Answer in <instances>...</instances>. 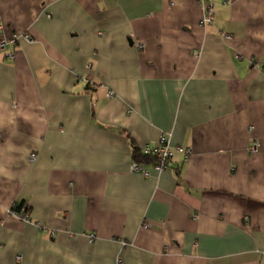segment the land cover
Listing matches in <instances>:
<instances>
[{
  "label": "crops",
  "instance_id": "0c3cea01",
  "mask_svg": "<svg viewBox=\"0 0 264 264\" xmlns=\"http://www.w3.org/2000/svg\"><path fill=\"white\" fill-rule=\"evenodd\" d=\"M13 33L0 264H264V0H0ZM161 133L189 157L131 171Z\"/></svg>",
  "mask_w": 264,
  "mask_h": 264
},
{
  "label": "built area",
  "instance_id": "2783aa9c",
  "mask_svg": "<svg viewBox=\"0 0 264 264\" xmlns=\"http://www.w3.org/2000/svg\"><path fill=\"white\" fill-rule=\"evenodd\" d=\"M212 13H213L212 8H209L207 13H205L203 15V22H210ZM21 38L30 39L28 34L13 33L9 37H5L4 35H2V36L0 35V51L6 50L7 48L9 49L10 47H13L16 44V42ZM138 46L140 47L141 44H138ZM9 55L13 56V52L10 51ZM111 93L112 92H109L108 95H110ZM143 152L145 154H150V155L155 157V161L151 164V168L155 169L157 172H162L167 167L169 160L174 156V154L176 152H181L185 159H187L190 155L189 148H185L181 145L170 144L167 136L164 133L160 134L159 143L157 145H155V146L146 145L143 148ZM30 158L34 159L35 154L31 153ZM130 170L141 172L144 176H149V174H150L149 168L144 167L143 164L136 162V161L131 163ZM24 210L25 209L22 208V211H24ZM11 213H13V215H15L21 219L28 220L27 215H24L23 213L20 214V212H18L16 210L11 211ZM143 225L145 227L149 226V224L146 222L143 223ZM89 237H90V239H92L93 234H89ZM123 244H124V242H123Z\"/></svg>",
  "mask_w": 264,
  "mask_h": 264
},
{
  "label": "trees",
  "instance_id": "16d2710c",
  "mask_svg": "<svg viewBox=\"0 0 264 264\" xmlns=\"http://www.w3.org/2000/svg\"><path fill=\"white\" fill-rule=\"evenodd\" d=\"M133 159L136 161V162H139V163H153L155 161V157L150 155V154H145L141 151H139L137 148H135L133 150ZM22 203L23 202H19L18 204L15 205V208L14 210L18 211L21 213L22 211ZM25 211L27 212V209L25 208L24 211H22V213H25Z\"/></svg>",
  "mask_w": 264,
  "mask_h": 264
},
{
  "label": "rangeland",
  "instance_id": "374dc122",
  "mask_svg": "<svg viewBox=\"0 0 264 264\" xmlns=\"http://www.w3.org/2000/svg\"><path fill=\"white\" fill-rule=\"evenodd\" d=\"M144 153V152H143ZM170 161V160H169Z\"/></svg>",
  "mask_w": 264,
  "mask_h": 264
}]
</instances>
